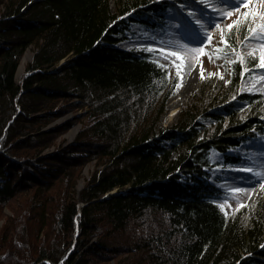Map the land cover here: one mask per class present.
Returning <instances> with one entry per match:
<instances>
[{"label": "trees", "instance_id": "1", "mask_svg": "<svg viewBox=\"0 0 264 264\" xmlns=\"http://www.w3.org/2000/svg\"><path fill=\"white\" fill-rule=\"evenodd\" d=\"M180 1L0 0V264H264V196L243 226L209 181L218 164L243 167L238 149L264 135V97L238 93L258 67L239 49L247 30L230 32L236 56L170 126L176 70L118 46L131 23L185 27ZM76 123L73 142L57 140Z\"/></svg>", "mask_w": 264, "mask_h": 264}, {"label": "rangeland", "instance_id": "2", "mask_svg": "<svg viewBox=\"0 0 264 264\" xmlns=\"http://www.w3.org/2000/svg\"><path fill=\"white\" fill-rule=\"evenodd\" d=\"M109 2L113 7V0ZM210 2L212 7H207L202 0H181L177 3L175 11L181 15L185 27L173 25L165 27L166 30L156 31L141 24L131 23L124 29L125 37L118 43L122 49L154 52L172 64L176 70L177 81L166 101L163 126L174 124L180 109L188 105L195 95H200L203 87L207 92L215 84V80L221 78L227 69L226 63L236 56V50H230L225 43L233 29L243 27L241 30H247L241 43L243 47L239 49L251 51L253 56L258 57V67L248 71L240 79L238 93H259L264 97V62L261 60L264 56V0H247V2L223 0V3L220 0H210ZM189 5L191 13L188 11ZM169 16L173 18V12L169 13ZM229 25L232 27L229 28ZM209 36L211 40L208 39ZM236 38H239V35ZM239 49L237 50L240 51ZM173 52L182 53L183 58L173 56ZM31 57L32 51L26 50L19 64L23 69L20 73L18 70L16 72L17 82ZM80 113L81 110L65 113L43 129L52 130L63 126L73 121ZM80 126L76 123L67 127L57 140L62 141L63 144L73 142ZM238 152L248 159L247 163L243 164V167H225L218 164L209 172V181L223 192L220 201L228 211L234 214L237 210H242L240 222L243 226H248L257 202L264 196V136L253 145L241 146ZM209 157L215 164L220 162V155L214 150L210 151ZM93 170L92 164L83 168L76 191L81 189L84 179Z\"/></svg>", "mask_w": 264, "mask_h": 264}, {"label": "snow or ice", "instance_id": "3", "mask_svg": "<svg viewBox=\"0 0 264 264\" xmlns=\"http://www.w3.org/2000/svg\"><path fill=\"white\" fill-rule=\"evenodd\" d=\"M202 2L207 7L213 6L212 3L210 2V0H202ZM220 2L223 3V0H220ZM245 2H247V0H245ZM182 7H183V5H182ZM188 11H189V13H191V6L190 5L188 6ZM228 14L231 15V13H228ZM231 27H232V25H229V28H231ZM208 39L211 40V36H209ZM225 43H227V41H225ZM165 51H168V49H165ZM173 56L183 58L182 53H180V52H173ZM261 60H262V62H264V56L261 57ZM177 71L179 73V66H177ZM201 75H203V69L202 68H201ZM249 171H251V169H249ZM240 206H242V204Z\"/></svg>", "mask_w": 264, "mask_h": 264}, {"label": "water", "instance_id": "4", "mask_svg": "<svg viewBox=\"0 0 264 264\" xmlns=\"http://www.w3.org/2000/svg\"><path fill=\"white\" fill-rule=\"evenodd\" d=\"M63 61H61L60 63H59V65L58 66H56V68L54 69V70H52V71H56V70H58V69H60V67H61V65H63ZM46 131H51L50 129H45ZM44 129L42 130V131H45Z\"/></svg>", "mask_w": 264, "mask_h": 264}, {"label": "bare ground", "instance_id": "5", "mask_svg": "<svg viewBox=\"0 0 264 264\" xmlns=\"http://www.w3.org/2000/svg\"><path fill=\"white\" fill-rule=\"evenodd\" d=\"M27 56H28V54H27ZM22 69H23V67L22 66H20L19 68H18V73H20L21 71H22ZM115 190H113V191H111V192H114Z\"/></svg>", "mask_w": 264, "mask_h": 264}]
</instances>
